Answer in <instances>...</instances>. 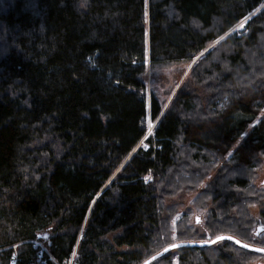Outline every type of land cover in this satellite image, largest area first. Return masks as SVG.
<instances>
[{"label": "trees", "instance_id": "1", "mask_svg": "<svg viewBox=\"0 0 264 264\" xmlns=\"http://www.w3.org/2000/svg\"><path fill=\"white\" fill-rule=\"evenodd\" d=\"M263 3L0 0V264H36V241L57 264L76 244L78 264H141L221 235L264 248L249 214L259 206L264 226V187L253 183L264 165ZM249 14L164 110L146 101V69L189 62ZM207 178L192 205H213L201 228L189 208L176 219L182 204L168 200ZM174 255L264 257L221 241L151 264Z\"/></svg>", "mask_w": 264, "mask_h": 264}, {"label": "rangeland", "instance_id": "2", "mask_svg": "<svg viewBox=\"0 0 264 264\" xmlns=\"http://www.w3.org/2000/svg\"><path fill=\"white\" fill-rule=\"evenodd\" d=\"M263 8H264V3L262 5H260L254 12L260 11ZM253 13H251V14H253ZM251 14H249L246 17L249 18ZM242 21H244V18L242 20H240L233 28L229 29L225 34H223L218 39H216L214 42L208 44L207 47L204 49V51H202L199 54H197L196 56H194L187 63L170 65L168 67H163V68L146 69V72L143 76V81H144L145 88H146V92H145L146 93V101L149 100V97L153 94L155 97L158 98V100L161 104L162 110H164L166 108V106L171 102L172 98L174 97V95L176 94L178 89L187 80H189L191 72L194 69V67L197 65V63H199L200 60L202 58H204V56L209 51H211L214 47H216L230 33L236 32L239 35H241L240 33L244 32V26L242 28L240 27V24ZM244 25H245V22H244ZM221 37H223V39H221ZM263 40H264V38H263ZM217 41H218V43H217ZM201 53H203V55H201ZM193 61H195V63H193ZM261 64H262L261 62L256 63V67L258 69H264V67ZM149 122H151L153 125V122L150 121L149 117H147V121H146L147 133H146V136L149 135V128H148ZM140 144L142 146L144 145L143 142ZM211 174L213 175V173H211ZM254 178H255L253 181L254 185L258 188H263L264 187V165H262L261 167H259L256 170ZM145 180H146V177H145ZM208 180L209 179L207 178L204 182H202L203 183L202 187H200L199 190L197 189L196 191L189 192V193H180V194H178V195H176L173 198H170L168 200L169 203L175 202V203L182 204V207L179 209L176 219L180 218V216L184 212V210L189 208L190 209L189 218L191 220L190 222L193 223L192 220H194V218L199 219V223L195 224V225L201 228L202 222L205 219L206 214L208 213V209L212 208L213 205H211V202L206 201V203L208 202L206 205L207 208L206 207L205 208H198V206L200 204L199 202L197 203L196 207L195 206L193 207L192 206L193 205V198L203 188V186L207 184ZM259 212H260L259 206H257V205L252 206L251 205V207L249 209V214H250V217L254 221V228L257 225H260L262 223L261 219L259 217ZM82 229L83 228H81V230L79 232V236H81ZM110 236L111 235L108 234L105 238L109 239ZM172 236H174V233H172ZM38 245L41 246V248H40L41 250L44 249V252H45L44 254L48 256V252L45 249L44 243L43 244L39 243ZM76 246H77V244H76ZM76 246L73 249V252H75V253H76ZM73 252H72V255H73ZM176 257L177 256L174 255V257L172 259V264H176ZM50 258L51 257H48V259L45 260L46 264L49 263ZM51 260H53V259L51 258ZM49 264H52L51 261ZM246 264H264V257H257V258L251 259Z\"/></svg>", "mask_w": 264, "mask_h": 264}, {"label": "water", "instance_id": "3", "mask_svg": "<svg viewBox=\"0 0 264 264\" xmlns=\"http://www.w3.org/2000/svg\"><path fill=\"white\" fill-rule=\"evenodd\" d=\"M258 229H264V226H263L262 224L257 225V226H256V230H255V234H256V231H257ZM262 232H264V231H262ZM260 233H261V232H260ZM221 236H227V235H221ZM215 238H216V237H215ZM215 238L208 239V240H205V241L215 240ZM233 238H234V237H233ZM234 239H235V240H238V239H236V238H234ZM222 241H230V242L234 243L233 240H228V239H225V240H222ZM203 242H204V241H199V242H190V241H188V242H177V243H173V244H177V245H179V247H177V248H173V247H172L173 244H170L169 246L163 248L161 251H159V252H157L156 254L150 256V257L147 258L146 260H148V261H150V262L152 263L153 261H155V260H157L158 258L162 257L163 255L167 254L168 252H171V251L176 250V249H180V248H188V247H190V248L209 247V246H212V245L216 244V243L213 244V243H203ZM218 242H221V241H218ZM218 242H217V243H218ZM241 243H244V242H241ZM234 244H235L236 246H238L239 248L243 249V250H246V251H249V252H253V253H257V254L264 255V251H255V250H254V249H264V248H260V247H257V246H252V245H249V244H248V245H249L248 248H242L239 244H236V243H234ZM244 244H246V243H244ZM165 249H168V251H165ZM153 257H156V259H152ZM146 260H145V261H146ZM145 261H143L141 264H144Z\"/></svg>", "mask_w": 264, "mask_h": 264}, {"label": "snow or ice", "instance_id": "4", "mask_svg": "<svg viewBox=\"0 0 264 264\" xmlns=\"http://www.w3.org/2000/svg\"><path fill=\"white\" fill-rule=\"evenodd\" d=\"M145 15H147V13H145ZM248 19H249L248 17H245V18H244V21H242L241 24H240V27H241V28L244 26V22L247 21ZM221 39H223V37H221ZM217 43H218V41H217ZM201 55H203V53H201ZM193 63H195V61H193ZM148 128H149V134H151V131H152V128H153V125H152L151 122H149V124H148ZM134 151H135V150H134ZM228 155H232V153L230 152V153H228ZM147 179H148V178L146 177V180H147ZM197 222L199 223V219H197ZM262 231H264V229H258V230L256 231V234L259 235L260 232H262ZM225 239L233 240L234 243L239 244L242 248H248V247H249L248 244L241 243V241H239V240H235L232 236H217V237L215 238V240L204 241L203 243H213V244H214V243H217L218 241H222V240H225ZM172 247H173V248H177V247H179V245H177V244H173ZM254 250H255V251H264V249H254ZM165 251H168V249H165ZM75 255H76V253L73 252V256H75ZM152 259H156V257H153ZM144 264H151V262L148 261V260H146V261L144 262Z\"/></svg>", "mask_w": 264, "mask_h": 264}, {"label": "built area", "instance_id": "5", "mask_svg": "<svg viewBox=\"0 0 264 264\" xmlns=\"http://www.w3.org/2000/svg\"><path fill=\"white\" fill-rule=\"evenodd\" d=\"M39 247L41 248V246L39 245ZM39 248V251H38V254H37V259H36V264H46L45 263V260H42L43 258V255H44V249H40ZM10 264H16V259L15 257L12 259L11 263ZM52 264H57L56 262L52 261ZM67 264H78L74 258H71L69 259L68 263Z\"/></svg>", "mask_w": 264, "mask_h": 264}, {"label": "bare ground", "instance_id": "6", "mask_svg": "<svg viewBox=\"0 0 264 264\" xmlns=\"http://www.w3.org/2000/svg\"><path fill=\"white\" fill-rule=\"evenodd\" d=\"M36 242H37V241H36ZM33 243H34V242H33ZM34 246H35V247H38V249L40 248L39 245H38L37 243H34ZM35 249H36V248H35ZM13 254H14V253H13ZM71 258H74V260H75V257H74L73 255H71L69 259H71ZM69 259H68L67 262H65L64 264H67L68 261H69ZM42 260H46V259L43 257ZM50 261H51V263H52V261H54V260H51V258H50ZM75 261H76V260H75ZM54 262H55V261H54Z\"/></svg>", "mask_w": 264, "mask_h": 264}]
</instances>
